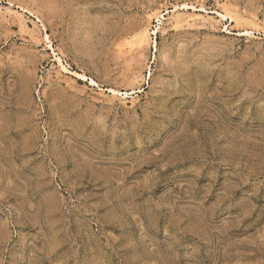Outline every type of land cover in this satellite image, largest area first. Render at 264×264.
<instances>
[{
	"label": "rangeland",
	"instance_id": "374dc122",
	"mask_svg": "<svg viewBox=\"0 0 264 264\" xmlns=\"http://www.w3.org/2000/svg\"><path fill=\"white\" fill-rule=\"evenodd\" d=\"M0 264H264V0H0Z\"/></svg>",
	"mask_w": 264,
	"mask_h": 264
},
{
	"label": "bare ground",
	"instance_id": "6f19581e",
	"mask_svg": "<svg viewBox=\"0 0 264 264\" xmlns=\"http://www.w3.org/2000/svg\"><path fill=\"white\" fill-rule=\"evenodd\" d=\"M177 8V7H176ZM186 8V7H185ZM168 13V12H167ZM174 13V12H173ZM214 14H216V15H219V18H224V19H226L227 18V16L226 15H224V14H222V13H219V12H213ZM169 14V13H168ZM188 16V15H187ZM195 16V15H194ZM177 17V16H176ZM179 17V16H178ZM178 17H177V19H178ZM217 17V16H216ZM231 17H232V15H231ZM175 18V17H174ZM184 18V17H183ZM191 18V17H190ZM229 18H230V16H229ZM176 19V20H177ZM181 19V18H180ZM189 19V18H188ZM166 20V18H165V15L164 16H161V17H159L158 18V22H159V26H162L163 25V21H165ZM232 20H234V18L232 19ZM236 20H238V19H236ZM253 20V19H252ZM187 21V20H186ZM196 21V20H195ZM178 22H180V21H178ZM183 22V21H182ZM197 22V21H196ZM177 23V22H176ZM188 23V22H187ZM192 23V22H191ZM195 23V22H194ZM175 25H177L178 26V24H175ZM158 27V26H157ZM160 29V27L158 28V30ZM155 34H157L158 33V31H155L154 32ZM138 34V33H137ZM150 35V34H149ZM154 35V34H153ZM247 35H248V32H247ZM249 36V35H248ZM140 39H141V42L142 43H147L148 41H149V37H148V34H144V35H142L141 37H140ZM140 48V47H139ZM139 50V49H138ZM142 55V54H141ZM143 56V55H142ZM58 62H59V64H60V66L62 67V69L63 70H65V71H67V68L63 65V62H62V60H61V58H58ZM67 72H69V71H67ZM70 74H72V75H74L75 77H77L79 80H83V81H87V78H86V76L85 75H83V74H80V73H70ZM90 82V84H91V86H97V83L94 81V80H90L89 81ZM109 93H111V94H113L114 96H119V95H121V93L119 92V91H117V90H114V89H109V90H107ZM135 94V93H134ZM124 95H126L127 97L129 96V94L128 93H125Z\"/></svg>",
	"mask_w": 264,
	"mask_h": 264
}]
</instances>
